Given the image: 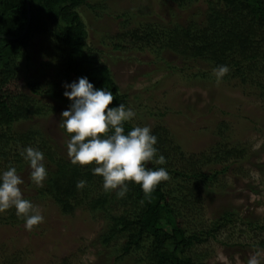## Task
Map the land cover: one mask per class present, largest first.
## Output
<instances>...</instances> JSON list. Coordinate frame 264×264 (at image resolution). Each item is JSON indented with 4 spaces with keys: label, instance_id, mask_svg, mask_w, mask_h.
I'll return each instance as SVG.
<instances>
[{
    "label": "trees",
    "instance_id": "16d2710c",
    "mask_svg": "<svg viewBox=\"0 0 264 264\" xmlns=\"http://www.w3.org/2000/svg\"><path fill=\"white\" fill-rule=\"evenodd\" d=\"M27 1L30 21L22 33L28 19ZM166 1L179 9L198 3H204L205 8L199 19L170 24L145 23L146 26L139 23L132 30H116L113 37H99L100 42L105 44L104 40L108 39L111 50L117 52L126 49L162 54L167 50L182 59L183 67L192 65L188 61L205 65L194 72L182 70L183 78L205 77L214 74L213 69L218 65H227L229 71L222 79H234L245 93L264 99V0H161L163 4ZM83 4L97 17L106 13L98 2L90 4L85 0H0V159H6V148L12 149L13 157L12 160L7 159L6 168L12 165L23 171L27 162L21 158L19 151L24 146L39 148L44 153L48 175L43 186L37 187L31 181L28 170L27 183L34 189L33 196L50 198L62 214L71 215L77 209L87 208L94 216H101L104 221L92 239L97 254L102 252L98 246L103 249L112 247L115 258L127 253L135 255L132 256L135 264L139 261L143 264H201L202 259L195 247L209 238H217L222 230L230 235L236 226H244L243 233L256 226L260 234L255 235L254 243L264 250V233H261L264 223L259 224L248 216L238 217L235 208L227 206L204 227L188 230L182 224L180 211L169 200L175 189L180 190L171 187L169 179L160 182L147 196L139 185L129 182L126 195L117 197L115 191L103 189L102 179L92 174L91 165L82 167L73 164L67 154L55 151L56 147L50 145L37 129L31 126L13 128L21 121L47 115L54 110L52 103H39V97L69 106L70 101L63 96L62 84L82 76H86L94 87L110 89L114 95L113 105L123 103L127 107V94L120 91L108 65L100 61L98 49L88 42L87 20L78 10ZM37 11L40 16H36ZM131 13H116L114 18L123 25L129 22L127 15ZM35 34L45 36L57 45L54 53L56 74L42 79H28L24 86L29 89V94L18 89L17 77L22 65L27 68L28 48ZM46 64L54 68L53 62L47 60ZM164 109L167 110L165 107L154 110L163 115ZM224 124L220 122L217 125V140L210 150L204 149L196 162H189V158L186 165L177 163L182 160V154L177 151L179 144L169 137V130L159 124L151 128L157 137V155H163L166 163L157 165L152 161L147 166L165 167L173 179L181 174L185 166L189 168L184 171V176L177 179L186 192L182 196L184 208L191 205L197 210L201 202L184 180L196 186L206 184L204 188L210 190L220 180L221 177H217L219 173L246 154L241 146L223 142L227 138ZM133 126L126 122L125 131ZM59 127L63 131L65 145L68 135L61 124ZM177 153L180 154L179 159L176 158ZM217 162L224 164L217 168ZM80 180H84L85 184L78 189L76 185ZM146 214H149L148 217ZM0 220L18 223L23 219L16 215L13 208L1 215Z\"/></svg>",
    "mask_w": 264,
    "mask_h": 264
},
{
    "label": "rangeland",
    "instance_id": "374dc122",
    "mask_svg": "<svg viewBox=\"0 0 264 264\" xmlns=\"http://www.w3.org/2000/svg\"><path fill=\"white\" fill-rule=\"evenodd\" d=\"M85 1L90 4L98 2L106 9V13L97 17L85 4L78 8L81 16L87 20L89 44L98 49L100 61L108 65L120 91L127 94V107L133 108L136 113L130 123L148 125L150 128L157 124L166 127L170 132L169 137L179 144L177 151L182 154V160L177 163L184 165L189 158V162H196L204 149L210 150V146L217 140L216 127L220 122L225 123L226 127L224 135L227 138L223 142L241 146L246 150L243 158L219 173L217 177H221L220 180L210 190L204 188L206 184L200 183L196 186L189 183L185 177L184 184L200 198L197 210L191 205L184 208L182 196H185L183 194L186 192L177 181L189 168L185 166L179 176L168 178L171 187L180 188L175 189L169 200L175 209L180 211L183 226L188 230L204 227L227 206L235 208L238 217L248 216L259 224L264 223V99L245 93L240 83L234 79H221L217 83L214 74L183 78L182 70L194 72L198 68L203 69L205 65L188 61L187 63L192 65L189 68L183 67L185 65H182V59L173 52L165 50L162 54H156L126 49L117 52L111 50L108 39L104 40L105 44L100 42L99 37H113L116 30H132L139 23L170 24L175 21L181 23L199 19L205 4H192L179 9L175 4L169 1L163 4L161 0ZM128 11L132 12L127 15L130 19L128 23L121 25L115 20L116 13ZM38 13L37 11L36 16H40ZM56 46L45 36L35 34L28 48L27 68L24 69L22 65L17 77L19 90L30 94L29 89L24 86L28 79H42L56 74ZM47 60L53 62L54 68L46 64ZM74 80L76 79L70 82ZM38 100L39 103H52L54 110L47 115L21 121L13 128L24 129L31 126L32 129H37L50 145L56 147L55 151L67 154L65 138L59 125L60 114L68 106L60 105L46 97H39ZM157 107L160 110L165 107L167 110L164 109L163 115H158L154 110ZM11 150L5 149L6 159H0V169H6L7 159H13ZM179 153L176 154L178 159ZM223 164L217 162V168ZM25 166L23 171L17 170L24 181L20 186L22 195L37 207L44 216V221L31 230H26L24 220L18 223L0 220V262L135 264L136 261L132 257L135 255L127 253L115 258L116 253L112 247L103 249L98 246L102 252L97 254L92 239L104 221L102 217L94 216L87 208L77 209L71 215L62 214L50 198L33 196L34 189L27 183L30 169L28 165ZM202 169L204 170L205 166ZM10 211L11 209L0 212V217ZM148 215L146 214V217ZM244 228L236 226L230 235L228 231L222 230L217 238H209L196 246V253L202 259L201 264H246L247 259L257 252L260 253L261 264H264V250L254 243V237L260 234V230L255 226L253 230L243 233L241 231H244ZM261 233H264V230ZM137 264L143 263L139 261Z\"/></svg>",
    "mask_w": 264,
    "mask_h": 264
},
{
    "label": "clouds",
    "instance_id": "9594fccd",
    "mask_svg": "<svg viewBox=\"0 0 264 264\" xmlns=\"http://www.w3.org/2000/svg\"><path fill=\"white\" fill-rule=\"evenodd\" d=\"M229 71L227 65L213 69L217 83ZM63 96L70 104L60 114V124L68 135L66 152L73 164L91 165L93 175L102 179L105 191H115L117 197L128 192L129 182L139 185L142 192L150 195L156 186L169 178L165 167H148L166 163L163 155H157V137L148 125H134L125 131V123L136 116L133 108L123 103L113 105L110 89L94 87L86 76L62 84ZM112 105V106H109ZM19 155L27 162L30 179L42 187L48 171L44 153L36 147L24 146ZM22 176L15 166L0 169V212L15 209L24 220V228L31 230L44 221V216L33 203L22 195ZM84 180L77 182L82 188ZM246 264H261L260 253H254Z\"/></svg>",
    "mask_w": 264,
    "mask_h": 264
},
{
    "label": "water",
    "instance_id": "95a60500",
    "mask_svg": "<svg viewBox=\"0 0 264 264\" xmlns=\"http://www.w3.org/2000/svg\"><path fill=\"white\" fill-rule=\"evenodd\" d=\"M27 16H28L27 23H26V25H25V27H24L22 33H24V32L26 31L27 26H28V23H29V21H30V19H29V18H30V11H29V3H28V1H27ZM0 36H1V34H0ZM7 37H9V38H14L15 36L7 35Z\"/></svg>",
    "mask_w": 264,
    "mask_h": 264
}]
</instances>
